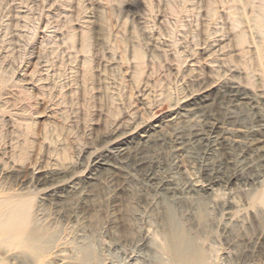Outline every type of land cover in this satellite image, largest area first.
<instances>
[{
	"label": "rangeland",
	"instance_id": "rangeland-1",
	"mask_svg": "<svg viewBox=\"0 0 264 264\" xmlns=\"http://www.w3.org/2000/svg\"><path fill=\"white\" fill-rule=\"evenodd\" d=\"M259 16L264 0H0V191L33 197L54 264H169L175 227L211 264H264Z\"/></svg>",
	"mask_w": 264,
	"mask_h": 264
},
{
	"label": "bare ground",
	"instance_id": "bare-ground-1",
	"mask_svg": "<svg viewBox=\"0 0 264 264\" xmlns=\"http://www.w3.org/2000/svg\"><path fill=\"white\" fill-rule=\"evenodd\" d=\"M255 23L264 33V19L259 16L255 18ZM232 90V97L236 101L246 100L240 85L232 84ZM213 130L216 128L213 127ZM106 159L107 154L97 157V168ZM89 177L82 181H88ZM64 183L60 178L49 176L40 180V184L46 187V192L53 199L62 197L61 192L66 189ZM254 203L264 208V190L254 197ZM54 242V236L42 231L35 220L33 197L25 193L0 191V264H40L43 261L46 264L59 263L60 256H51ZM163 250L169 256V264H211L206 252L194 240L183 235L178 227L165 239ZM91 258L89 250L81 252L79 256L81 264L89 263Z\"/></svg>",
	"mask_w": 264,
	"mask_h": 264
}]
</instances>
